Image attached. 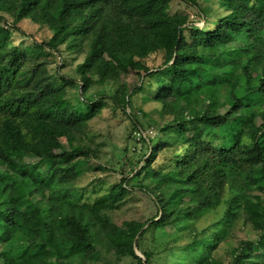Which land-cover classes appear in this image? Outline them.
Masks as SVG:
<instances>
[{"label":"trees","instance_id":"obj_1","mask_svg":"<svg viewBox=\"0 0 264 264\" xmlns=\"http://www.w3.org/2000/svg\"><path fill=\"white\" fill-rule=\"evenodd\" d=\"M170 1L0 0V264H93L101 256L138 264H168V257H175L171 264H264V205L253 193L264 192V0H219L216 11L183 0L201 14V26L169 14ZM161 17L177 35L153 25ZM23 20L45 26L50 37L24 49L11 45ZM61 45L84 54L75 67L78 80L47 71L45 50ZM159 53L160 65H147ZM128 66L138 85L121 83L112 94L87 97L92 85L115 82ZM147 77L157 84L151 99L170 117L158 130L172 133V141L148 136L132 113L131 95ZM74 85L79 104L66 98ZM106 99L129 110L133 138L147 147L129 179L157 208L147 221L117 225L109 216L130 190L128 176L90 203L71 197L76 166L96 156L87 126ZM134 132L145 136L136 139ZM165 152L168 161L156 163ZM147 172L153 178L143 182ZM225 183V226L208 240L192 232L190 246L201 251L196 262L184 260L182 244L165 245L157 262L141 250L146 230L174 228L201 209H215ZM236 219L256 238L240 239L223 261L212 252Z\"/></svg>","mask_w":264,"mask_h":264},{"label":"rangeland","instance_id":"obj_2","mask_svg":"<svg viewBox=\"0 0 264 264\" xmlns=\"http://www.w3.org/2000/svg\"><path fill=\"white\" fill-rule=\"evenodd\" d=\"M202 6H210L213 10H218L219 0H197ZM222 7L220 6V9ZM222 8L221 10H223ZM168 13H182L181 19L191 21L194 24L201 26L203 19L201 14L193 8L183 3V0H171L168 6ZM4 17L11 21L7 15ZM184 21V22H185ZM153 25L166 35H177V27L173 25L167 17L153 18ZM142 24L141 21H137ZM13 29L10 44L24 49L33 45L34 41H45L50 37L51 32L45 27L32 24L29 20L20 21ZM184 34L189 38V31L185 30ZM168 40H164V45L168 46ZM57 52L45 50L47 53L46 60L47 71L55 79L58 76L71 77L78 80L75 74V67L82 62L84 54L76 51L69 52L64 45L59 46ZM162 62L161 53L147 61L150 67H156ZM122 64H125L122 62ZM113 65V64H112ZM128 73H121L115 82L108 81L104 84H94L87 90V97H93L97 94H112L114 89L121 83H125L131 88L135 84H139V76L132 67L128 66ZM146 83L143 84L141 90H135L131 95L132 113L137 122L145 128L147 135L161 137L165 140L172 141L173 134L170 132L160 133L158 125H162L170 119L168 115H162V105L151 99L156 87V81L153 77L145 78ZM77 83V82H76ZM66 98L71 104H79L81 101L79 85L68 86ZM82 110L86 108L82 105ZM33 109L31 110V112ZM125 111L114 105L113 100H102V105L98 113L88 122L87 136L91 147L94 149L96 156L89 160L83 159L76 166V178L74 180L71 197L78 200L79 203H90L95 198L107 192L112 185L117 183L122 176H128V180L132 176L131 171L137 169L143 155L147 152V147L144 143H138L133 138L134 126L131 120L127 118ZM30 112V113H31ZM205 140L215 145V140L210 136H205ZM245 141V139H243ZM170 151V150H168ZM168 153H161L156 161L165 163ZM163 157H166L162 159ZM153 173L147 172L143 174V182H149L153 178ZM130 190L120 202L119 206L108 212L112 221L121 225L124 221L137 220L147 221L153 217L157 208L150 198L149 194L142 191L137 184V180H129ZM230 189L225 183L221 188V200L219 205L212 210L207 208L199 210L194 218L182 220L174 228H157L148 229L142 234L139 239L141 250L153 252V261H162L165 252L161 249L169 244H182L185 247L183 257L185 261L196 262V255L201 254L198 249L193 250L190 246L191 234L197 231L205 240L211 239L221 228L223 224V215L225 213L226 201L229 198ZM254 194L259 196V200L264 205V192L253 190ZM221 240L217 248L212 254L223 261H229L231 251L234 249L240 239L256 238V233L251 229L250 225H244L241 219H236L228 228V231L221 235ZM63 248H66L64 242H61ZM183 247V248H184ZM136 252L142 256L139 249ZM254 253V251H252ZM194 255V256H193ZM160 256V257H158ZM161 258V259H159ZM171 264L175 257L167 258ZM93 264H138L130 257H124L121 260L111 258L104 259L101 256L99 260H93ZM168 263V264H169Z\"/></svg>","mask_w":264,"mask_h":264},{"label":"built area","instance_id":"obj_3","mask_svg":"<svg viewBox=\"0 0 264 264\" xmlns=\"http://www.w3.org/2000/svg\"><path fill=\"white\" fill-rule=\"evenodd\" d=\"M135 138L138 139L140 136H145V133L134 132Z\"/></svg>","mask_w":264,"mask_h":264},{"label":"water","instance_id":"obj_4","mask_svg":"<svg viewBox=\"0 0 264 264\" xmlns=\"http://www.w3.org/2000/svg\"><path fill=\"white\" fill-rule=\"evenodd\" d=\"M146 225H147V224H146ZM146 225H145V226H146ZM134 245H135V243H134ZM135 248H136V245H135ZM136 254L139 255L137 252H136ZM139 256L143 258V256H141V255H139Z\"/></svg>","mask_w":264,"mask_h":264}]
</instances>
